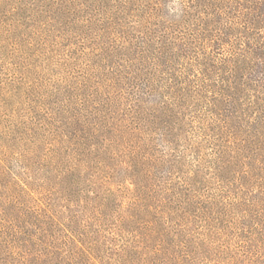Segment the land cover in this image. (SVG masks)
I'll return each mask as SVG.
<instances>
[{"label":"trees","instance_id":"obj_1","mask_svg":"<svg viewBox=\"0 0 264 264\" xmlns=\"http://www.w3.org/2000/svg\"><path fill=\"white\" fill-rule=\"evenodd\" d=\"M0 264H264V0H0Z\"/></svg>","mask_w":264,"mask_h":264}]
</instances>
